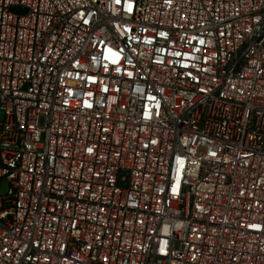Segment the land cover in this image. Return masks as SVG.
Returning a JSON list of instances; mask_svg holds the SVG:
<instances>
[{
    "label": "built area",
    "instance_id": "built-area-1",
    "mask_svg": "<svg viewBox=\"0 0 264 264\" xmlns=\"http://www.w3.org/2000/svg\"><path fill=\"white\" fill-rule=\"evenodd\" d=\"M0 264H264V0H0Z\"/></svg>",
    "mask_w": 264,
    "mask_h": 264
}]
</instances>
